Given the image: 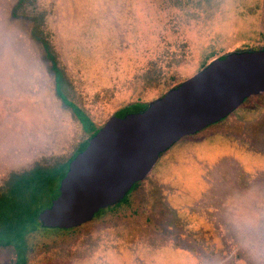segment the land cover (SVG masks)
Wrapping results in <instances>:
<instances>
[{
    "label": "rangeland",
    "instance_id": "obj_1",
    "mask_svg": "<svg viewBox=\"0 0 264 264\" xmlns=\"http://www.w3.org/2000/svg\"><path fill=\"white\" fill-rule=\"evenodd\" d=\"M16 2L0 0V194L16 177L11 183L38 189L31 209L40 212L89 135L124 105L163 94L153 68L165 50L185 46L187 78L207 50L233 35L264 48V0H34L43 29H32L26 8L11 18ZM171 20L177 33L164 31ZM261 117L264 104L251 101L233 118ZM248 131L235 138L238 130L218 126L183 138L141 182L132 209L70 235L41 231L20 257L31 255L28 264H264V142Z\"/></svg>",
    "mask_w": 264,
    "mask_h": 264
},
{
    "label": "water",
    "instance_id": "obj_2",
    "mask_svg": "<svg viewBox=\"0 0 264 264\" xmlns=\"http://www.w3.org/2000/svg\"><path fill=\"white\" fill-rule=\"evenodd\" d=\"M264 94V49L212 61L142 111L111 117L70 161L58 194L38 214L43 229L70 230L121 202L183 138Z\"/></svg>",
    "mask_w": 264,
    "mask_h": 264
},
{
    "label": "trees",
    "instance_id": "obj_3",
    "mask_svg": "<svg viewBox=\"0 0 264 264\" xmlns=\"http://www.w3.org/2000/svg\"><path fill=\"white\" fill-rule=\"evenodd\" d=\"M170 1L171 0H166V2H170ZM33 3L34 0H17L16 4L14 5V7L10 12L11 13L10 16L11 18L14 19L18 18L19 16L17 17L18 14L17 11L21 8L24 9L26 8V10H30L32 12V15H34V17H30V19L33 22L32 29L34 28L43 29V25H41L43 23V14L41 12V8L40 7L34 8ZM173 21L172 20L170 21L168 28L164 27L165 32H169L170 34H173L174 31H176V33L178 32V30H175L177 25L173 24L172 23ZM38 23L39 25H37ZM230 39L231 40L227 41L226 44L225 42H222L221 44L218 43L216 46L212 47L211 50H207L196 73L203 70L212 61L223 59L231 53L255 52L264 49L257 46L256 44L243 42L241 36L233 35L232 37H230ZM42 44L44 46L47 58L50 61H52L53 57H51V53H49L50 45L45 44L44 42H42ZM184 50H185V46L183 45L176 47L174 51L172 49L171 52L165 50L154 61L153 72L156 73L154 75L155 76L154 83L155 85L161 87L162 90H164L161 96H163L169 90L176 88L179 84L183 83L185 80L190 78V76L187 78H182V75L180 74L181 69L190 64L189 58L184 53ZM148 105L149 104H142L140 102H130L124 105L123 107H121L116 112L114 117L122 118L129 113L142 112ZM255 124H258L259 127L255 126ZM218 126L235 128L236 130L239 131L240 134H244L248 138L250 137V134L248 133L249 132L248 129L254 128L256 130L254 134L258 135L256 138L255 137L254 138L256 140H260L264 142L263 117L254 123L247 124L235 120L230 115L224 120L210 126L208 130ZM100 128H98L97 131ZM95 133L89 135L88 140L91 139ZM87 144L88 141L84 144V146L81 149H79V151L76 154L83 151L87 146ZM76 154L71 157L69 163L76 156ZM68 165L66 166L65 172L63 173L61 179L64 177L68 169ZM15 178L16 177H12V180H15ZM9 180H10V185L7 186L8 188L7 191L2 192L0 194V246H6L9 249L11 248L10 250L13 249L17 253V255L20 256L21 254L28 253L29 248L35 247L36 243L29 242L30 238L38 237L37 234L40 236L41 231H49V230L43 229L40 223L38 222L37 217L40 211L38 210L35 211L31 209L34 204V200L37 195L38 189L37 190L29 189L26 183L13 184L14 182L11 183L12 181L11 178ZM140 185L141 183L134 185L131 191L126 195V197L118 204H115L114 206L102 209L99 212H97V214L94 216L92 221H96V220L109 221L112 216L120 217L118 213L120 211L121 212L125 211V208L132 209L133 205L135 204V199H134L135 194ZM106 217L107 219H105ZM88 224L90 223L84 224L80 227L73 228L70 230H51V231H55L52 234L53 236L61 235V234L70 235Z\"/></svg>",
    "mask_w": 264,
    "mask_h": 264
},
{
    "label": "flooded vegetation",
    "instance_id": "obj_4",
    "mask_svg": "<svg viewBox=\"0 0 264 264\" xmlns=\"http://www.w3.org/2000/svg\"><path fill=\"white\" fill-rule=\"evenodd\" d=\"M45 59V58H44ZM46 59H47V56H46ZM56 59V58H55ZM45 63H46V61H45ZM49 63H50V72L53 74V71H52V69L55 67V73H56V70H57V65H58V61L56 62V61H49ZM58 72V71H57ZM59 73V72H58ZM53 78H56V75H53ZM264 99V94L263 95H261V96H253V97H250V98H248V99H246L244 102H243V104L237 109V110H239V109H241V108H245L246 106H247V104L249 103V102H251V101H254V102H260V103H262V104H264L263 102H261L262 100ZM236 110V111H237ZM235 111V112H236ZM235 112H233L232 114H231V117H234V113ZM114 117V116H113ZM262 118V117H261ZM236 120V119H235ZM209 128V127H208ZM208 128H206V129H204L203 131H201V132H199V133H197V134H195L194 136H192V138L193 137H195V136H197L198 134H200V133H204V132H206V131H208ZM230 135V134H229ZM245 137V135L244 134H241V135H239V136H236L235 138H244ZM246 138V137H245ZM90 140V139H89ZM88 140V141H89ZM168 152V151H167ZM166 152V153H167ZM166 153H164V155L166 154ZM141 183V182H140ZM133 188V187H132ZM131 191V190H130ZM93 220V219H92ZM90 221V222H87V223H94L95 221ZM87 223H85V224H87ZM84 225V224H83ZM89 225V224H88ZM6 250H10L8 247H6V246H0V257L1 256H5L6 255ZM8 254V253H7ZM12 258H11V260H8V259H6L5 260V258H4V260H3V262H2V264H28V261H29V257L31 256V255H29V254H26L25 256L27 257V258H24V255H23V257H20V256H18L17 255V253L16 252H14L13 254H12Z\"/></svg>",
    "mask_w": 264,
    "mask_h": 264
}]
</instances>
